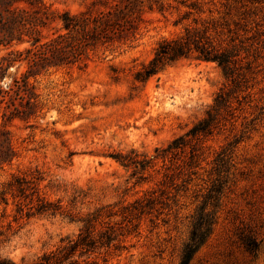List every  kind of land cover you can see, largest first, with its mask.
Wrapping results in <instances>:
<instances>
[{"label": "rangeland", "instance_id": "obj_1", "mask_svg": "<svg viewBox=\"0 0 264 264\" xmlns=\"http://www.w3.org/2000/svg\"><path fill=\"white\" fill-rule=\"evenodd\" d=\"M92 1L46 3L56 18ZM141 1L142 22L130 45L99 49L84 67L50 68L29 76L42 105L35 115L7 118L0 104V128L8 132L15 152L0 167V190L12 175L37 176L40 194L74 215V220L66 213L20 216L11 198L7 206L1 202V256L31 261L53 249L61 237L75 235L81 226L77 218L109 204L120 209L154 189L152 195L163 200L158 210L123 224L130 230L123 246L113 249L104 264H178L214 178L216 153L236 140L222 172L227 180L223 190L215 205L208 200L203 209L211 220L210 233L189 264H264V0ZM210 17L236 37L245 78L239 101L232 98V109L219 116L218 126L203 140L190 180L175 178L173 187L163 183L164 166H172L169 160L141 169L114 156L150 157L156 147L166 146L202 118L216 93L229 86L216 62L195 59L172 63L145 82L134 80L160 40ZM4 53L0 48V57ZM25 71L24 61L10 65L1 87ZM165 188L168 197L160 195ZM111 220L118 222L120 216ZM244 236L257 243L255 255L246 250Z\"/></svg>", "mask_w": 264, "mask_h": 264}, {"label": "trees", "instance_id": "obj_2", "mask_svg": "<svg viewBox=\"0 0 264 264\" xmlns=\"http://www.w3.org/2000/svg\"><path fill=\"white\" fill-rule=\"evenodd\" d=\"M46 1L0 0V48L5 49L0 57V79L10 65L15 62L26 63V71L20 78H13L7 88L0 85V104H4L2 115H7V118L26 119L42 108L38 93L29 81L30 75L46 72L50 68L84 67L92 53L99 49L130 45L139 33L142 22L141 0H94L77 12L64 10L56 18L51 15ZM54 21L56 25L52 27ZM193 21L197 23L198 18L194 17ZM200 23V26L187 25L181 34L160 40L151 59L135 72L134 80L145 82L172 63L181 59H195L216 62L229 86L222 87L216 93L202 118L166 146L156 147L150 157L139 159L136 154L129 156L121 153L114 156L125 165H140L141 169L153 167L158 160H169L172 166L164 163L162 181H169V186L173 187L177 186L175 178H181L182 183L190 180V169L197 165L203 140L218 126L219 116L227 115L232 109V98L239 101L238 90H241V81L245 78L240 51L234 43L236 37L226 34L231 32L230 29L225 31L227 27L224 23L213 17ZM235 141L227 142L216 153L214 178L181 248L178 264H189L210 233L211 220L203 209L208 200H212L211 204L215 205L223 190L227 180L222 172L228 167ZM181 155L185 157L181 163L175 164ZM14 156L8 132L0 128V167L9 164ZM37 181V176L12 175L2 185L0 203L7 206L11 198L20 216L66 213L74 220V215L62 209L59 203L40 194ZM154 192L151 189L149 196L141 198L143 200L137 198L120 209H114L109 204L77 218L81 226L75 235L61 237L53 249L42 252L31 261L22 259L16 262L0 255V264H104L113 249L123 246L122 238L130 231L123 224L127 226L143 213L158 210L156 205L163 200L160 196L152 195ZM166 194V188L160 190V195L168 197ZM115 216H120V221L112 222L111 218ZM242 241L246 250L255 255L257 243L245 236Z\"/></svg>", "mask_w": 264, "mask_h": 264}]
</instances>
